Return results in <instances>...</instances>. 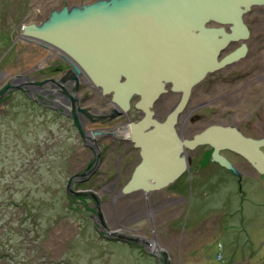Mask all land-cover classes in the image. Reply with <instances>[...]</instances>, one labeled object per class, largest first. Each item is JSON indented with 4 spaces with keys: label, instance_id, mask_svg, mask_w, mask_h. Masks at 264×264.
<instances>
[{
    "label": "water",
    "instance_id": "obj_1",
    "mask_svg": "<svg viewBox=\"0 0 264 264\" xmlns=\"http://www.w3.org/2000/svg\"><path fill=\"white\" fill-rule=\"evenodd\" d=\"M254 6H264V0L85 1L53 8L41 22L22 24L20 38L61 51L72 64L73 78L77 80V75L83 73L94 88L111 96L116 116L126 114L133 98L139 97L135 108L142 111V116L137 121L130 120L127 128L129 139L140 149L141 160L122 193H149L175 182L189 167L186 150L204 144L214 147V161L236 174L241 175L220 150L237 152L264 176V137L247 136L236 126L222 124H211L191 138H182L178 130L180 115L193 88L209 73L247 52L244 43L219 58L230 43L250 35L244 16ZM66 79L30 83L43 86L53 81L61 84ZM18 89L32 92L24 87L22 79L13 76L0 87V99ZM169 90L180 93V97L165 118L160 119L154 107ZM67 96L73 101L72 117L85 141L107 134L95 131L89 135L83 115L93 114L72 94ZM71 182L72 179L68 184ZM87 190H79L77 194L88 196ZM117 236L129 241L142 240ZM150 247L156 254L163 251L157 250V244Z\"/></svg>",
    "mask_w": 264,
    "mask_h": 264
},
{
    "label": "rangeland",
    "instance_id": "obj_2",
    "mask_svg": "<svg viewBox=\"0 0 264 264\" xmlns=\"http://www.w3.org/2000/svg\"><path fill=\"white\" fill-rule=\"evenodd\" d=\"M85 1L93 0H0V74L7 72L0 87L19 70L31 69L42 61L37 60L42 56L33 58L23 53V42L14 44L19 25L41 20L65 3ZM255 27L259 30L256 36L264 35V25ZM261 46L264 41L257 49ZM18 90L9 94L10 105L3 103L6 98L0 99V264H166L163 252L151 257L141 244L95 235L87 226L78 208L84 201L79 198H96L80 197L77 190L85 189H77L79 184L75 183L84 167L85 140L71 120L40 107ZM178 98L179 94L167 95L159 114L165 117L166 106ZM91 101L88 104L94 103ZM230 109L219 111L215 119L232 120L228 117ZM62 120L66 122L62 124ZM77 155L80 158L76 160ZM75 188L78 194L72 192ZM244 188L249 199L242 200L235 177L233 186L221 197L237 210L242 206L248 210L244 221L238 213L232 218L231 235H223L222 229L220 235H209L219 226L210 219L206 224L188 223L184 235H157L154 242L158 244L161 238L162 244L172 249L175 261L178 258L175 264H264V176L254 171L252 178L245 179ZM96 195L100 199L103 193L97 191ZM195 197L196 191L193 204ZM201 197L207 201L206 195ZM197 215L195 212L194 217ZM20 218H25L24 223ZM140 239L142 244L148 241V237Z\"/></svg>",
    "mask_w": 264,
    "mask_h": 264
},
{
    "label": "flooded vegetation",
    "instance_id": "obj_3",
    "mask_svg": "<svg viewBox=\"0 0 264 264\" xmlns=\"http://www.w3.org/2000/svg\"><path fill=\"white\" fill-rule=\"evenodd\" d=\"M46 16L41 20L32 19L31 21L41 22ZM244 19L250 29V35L246 39L230 43L220 53L219 58L241 47L244 43L248 46L247 52L240 59L209 73L193 88L190 101L184 114L180 115L178 123L182 138H191L211 124L221 123L236 126L247 136L264 137V56L261 57L264 46H261L260 50L257 49L264 41V35L256 36L259 30L255 27L264 25V6L254 7L244 16ZM31 21L28 20V22ZM22 24L19 25L20 32ZM226 28L230 30L229 26ZM18 36L14 44L20 41L26 44L23 53L33 58L42 56L37 59L42 58V61L33 68L21 69L11 76L22 79L24 87L32 89V92L20 91L34 99L40 107L54 111L66 121L71 120L75 125L72 117L73 101L67 96V93L72 94L81 106L89 108V112L93 114L91 117L83 115V122L89 135L95 131L107 132L98 137L91 136V139L88 138L85 141L88 149L83 155L84 167L81 174H77L75 181L79 184L77 189H88L87 193H90L88 197L90 195L97 197V191L103 193L98 201L96 199L92 201L91 198L85 200L86 197L79 198L84 202L80 203L78 208L83 213L87 226L95 235H104L125 244H141V248L151 257H156L150 245L159 237L157 235H184L188 223L194 224L201 221L206 224L212 219L219 226L209 235H220L221 229L223 235H231L232 218L238 213L243 219L248 210L246 206L237 210L229 206V203L221 197L226 188L233 186L236 177L242 200L249 199L244 188V181L246 178H252L254 171L261 174L247 159L233 150H220V153L240 171L241 175H238L212 159L213 146L199 145L194 150H186L189 167L175 182L149 193H122L124 185L141 160L140 149L125 132L126 129L128 130L130 120L137 121L142 116V111L135 108V101L139 97L133 98V104L126 114L116 116L113 113L110 98L108 99L107 95H103L94 88L83 73L77 75V80L73 78L75 72H70L73 70L72 64L64 58L61 51L43 47L36 41H24L20 38V33ZM4 72L7 73L3 71L0 74V80L6 76ZM11 77L7 82L11 80ZM61 77H67L61 84L56 81L43 86L30 83L43 79L58 81ZM77 86L80 88L76 89ZM171 94H179L180 97V93L169 90L155 104L154 108L160 119L165 118L159 114L161 103L167 95ZM9 99L6 98L3 103L6 104L10 101ZM91 99V102H94L92 105L88 104ZM177 101L169 108L165 105L168 112ZM212 103L217 104L213 106ZM221 105L232 108L228 115L232 120L226 122L219 118L215 119L219 111L225 110L220 108ZM66 121L62 120L61 123L64 124ZM187 130L190 131L187 133ZM80 137L85 140L81 135ZM75 158L77 160L80 157L77 155ZM194 191H196V201L193 204ZM72 192L76 194V188L72 189ZM68 193L70 196V192ZM205 195L208 198L204 202L201 196ZM195 212L198 215L194 217ZM117 235L144 239L148 237V241L142 244ZM161 244V238H159L157 244L159 251L162 249ZM163 246L165 248L160 252L165 254L166 261L169 258V264H175L178 258L175 261L172 249L166 244Z\"/></svg>",
    "mask_w": 264,
    "mask_h": 264
},
{
    "label": "bare ground",
    "instance_id": "obj_4",
    "mask_svg": "<svg viewBox=\"0 0 264 264\" xmlns=\"http://www.w3.org/2000/svg\"><path fill=\"white\" fill-rule=\"evenodd\" d=\"M254 7H256V6H254ZM254 7H253V8H254ZM253 8H252V9H253ZM249 12H250V11H249ZM249 12H247V13H249ZM247 13H246V15H247ZM244 20H245V19H244ZM248 29H249V28H248ZM249 31H250V29H249ZM4 74H5V72H4ZM184 111H185V110H184ZM183 114H184V112L182 113V115H183ZM221 124H222V123H221ZM222 125H223V124H222ZM187 127H188V126H187ZM125 132H126V135L129 136V131H128L127 129H126ZM126 135H125V136H126ZM89 138L91 139V137H89ZM151 246L155 247V246H156V243L153 242Z\"/></svg>",
    "mask_w": 264,
    "mask_h": 264
},
{
    "label": "trees",
    "instance_id": "obj_5",
    "mask_svg": "<svg viewBox=\"0 0 264 264\" xmlns=\"http://www.w3.org/2000/svg\"><path fill=\"white\" fill-rule=\"evenodd\" d=\"M21 3H22V2H21ZM12 91H13V90H12ZM12 91H10L9 94H10ZM9 94H8V96H6L5 98H10V97H9ZM9 100L11 101V98H10ZM10 101H9V102H10ZM8 105H10V103H9V104L7 103V106H8ZM19 220H20L22 223H24L25 218H20Z\"/></svg>",
    "mask_w": 264,
    "mask_h": 264
}]
</instances>
